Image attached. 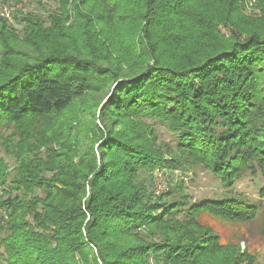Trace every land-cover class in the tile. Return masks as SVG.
<instances>
[{"label":"trees","instance_id":"obj_1","mask_svg":"<svg viewBox=\"0 0 264 264\" xmlns=\"http://www.w3.org/2000/svg\"><path fill=\"white\" fill-rule=\"evenodd\" d=\"M243 3L58 0L22 34L0 15V264L258 263L204 216L261 205L151 189L158 169L264 177V0Z\"/></svg>","mask_w":264,"mask_h":264},{"label":"rangeland","instance_id":"obj_2","mask_svg":"<svg viewBox=\"0 0 264 264\" xmlns=\"http://www.w3.org/2000/svg\"><path fill=\"white\" fill-rule=\"evenodd\" d=\"M23 0H8V2H2L0 4V15H3L2 6H8V8L17 9L13 13V21L10 25L16 28L20 34L23 33L24 24L21 22V18L29 13L37 14L40 17L47 18V16L58 9V0H32L28 4L21 3ZM244 13L248 16L253 14H259L260 10L256 8L257 0H245L243 3ZM19 8V9H18ZM6 18V17H5ZM16 18V19H15ZM6 20H8L6 18ZM9 22V21H8ZM224 33H228L223 30ZM153 123L161 142H166L171 145L175 144V136L170 132L166 124L151 121ZM7 161L12 165V159L8 158L5 153H0ZM183 180L187 193L194 201H201L206 199L222 200L226 198H242L248 202L261 205V213L258 219L251 224H235L230 221L214 217L212 215H205L204 222L213 227V229L219 233L223 242H228L236 234L243 236L241 246L243 249L250 247V251L257 253L259 259L257 264H264V197L261 196L260 191L264 188V177L259 175L253 177L252 175H245L240 179L235 188L228 192L226 191L220 181L214 177L213 174L204 170L202 167H194L187 174L181 172H175L173 175L164 169H158L154 172L153 176V189L156 195H161L163 192H167L170 184L175 181ZM1 194V191H0ZM37 194H42L37 191ZM2 216V209L0 207V220ZM1 240V237H0Z\"/></svg>","mask_w":264,"mask_h":264},{"label":"built area","instance_id":"obj_3","mask_svg":"<svg viewBox=\"0 0 264 264\" xmlns=\"http://www.w3.org/2000/svg\"><path fill=\"white\" fill-rule=\"evenodd\" d=\"M32 0H23L22 3H21V7L22 8L23 4H28L30 3ZM2 9H3V15L8 19L9 22H12L13 21V13L17 10L15 8H8V6H2ZM19 9V8H18ZM23 9V8H22Z\"/></svg>","mask_w":264,"mask_h":264}]
</instances>
